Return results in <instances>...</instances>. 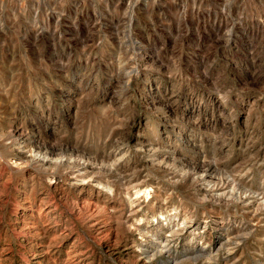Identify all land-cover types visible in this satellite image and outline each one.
I'll return each mask as SVG.
<instances>
[{
  "label": "rangeland",
  "instance_id": "rangeland-1",
  "mask_svg": "<svg viewBox=\"0 0 264 264\" xmlns=\"http://www.w3.org/2000/svg\"><path fill=\"white\" fill-rule=\"evenodd\" d=\"M0 264H264V0H0Z\"/></svg>",
  "mask_w": 264,
  "mask_h": 264
}]
</instances>
